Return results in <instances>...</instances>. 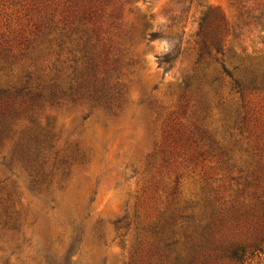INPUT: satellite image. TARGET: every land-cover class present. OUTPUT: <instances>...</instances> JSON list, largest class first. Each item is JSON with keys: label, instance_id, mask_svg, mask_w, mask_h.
Here are the masks:
<instances>
[{"label": "rangeland", "instance_id": "374dc122", "mask_svg": "<svg viewBox=\"0 0 264 264\" xmlns=\"http://www.w3.org/2000/svg\"><path fill=\"white\" fill-rule=\"evenodd\" d=\"M92 11L99 13L102 40L122 59L131 102L120 118L84 92L37 106L36 116L52 125L61 144L79 146L90 163L75 168L65 186L39 192L21 166L0 154V194L11 197L30 237L19 248L16 238L2 234L0 264H130L139 236L148 259L159 224L174 210L179 247L187 253V234L195 231L199 239L212 208L229 216L234 205L254 202L255 192L264 195V92L243 98L219 62L198 61L197 43L203 17L217 15L225 45L220 57L241 79L240 68L264 62V0H0V91L56 75L68 90L71 66L76 57L83 65L89 38L92 48L94 24L82 20ZM204 73L221 79L205 86L203 109L195 85L183 113L186 82ZM242 113L248 125L238 123ZM170 118L202 128L198 143L151 165ZM198 152L206 154L193 156ZM227 225L230 241L253 240L246 223ZM244 264H264V250L249 252Z\"/></svg>", "mask_w": 264, "mask_h": 264}, {"label": "trees", "instance_id": "16d2710c", "mask_svg": "<svg viewBox=\"0 0 264 264\" xmlns=\"http://www.w3.org/2000/svg\"><path fill=\"white\" fill-rule=\"evenodd\" d=\"M83 16L84 22L89 21L94 24L92 48L89 47V38L84 48L86 54L82 57L83 65L79 64L81 58L76 57L75 64L71 66L73 72L68 76V90L60 84L56 75L37 84L27 82L21 87L0 91V154L11 166H21L31 177L33 188L39 192L51 189L55 183L59 187L65 186L75 168L85 167L90 163L89 156L79 146L62 145L61 138L52 125L44 124L39 120L35 113L39 104L50 99H60L68 93L73 95L84 92L92 98V103L99 109L108 110L115 117L120 118L131 102L129 84L123 80L125 73L122 59L113 56L111 47L101 38L103 28L98 25L99 13L85 12ZM213 16L216 21H211ZM217 19L218 16L211 13L203 17L198 32V61L219 62L222 65L221 73L234 80L233 90L243 98L247 92H264V62H252L251 65L240 68L242 75L240 79L222 61L220 54L224 53L225 45L222 42V26ZM83 32L89 33L87 29ZM1 57L3 55L0 50ZM220 79V75L210 76L204 73L196 75L193 80H188L183 90L180 110L186 113L193 95L191 91L195 85L200 92V107L205 108L207 105L203 99L206 97L205 86L213 85ZM148 101V98H145L143 102ZM148 108L154 111L155 101L149 102ZM238 123L240 126L248 125V115L242 113ZM194 125L195 130H191L177 125L173 118L166 121L162 143L156 152L150 155L152 158L150 164L153 165L160 159L168 163L172 156L182 153L192 142L198 143L196 134L202 132V128L196 123ZM205 154L206 152H198L193 156L202 157ZM225 154L227 151L223 150L221 155ZM175 192L176 190L173 193ZM255 198L252 203L234 205V211L227 213L229 216L225 215L224 211L212 208L199 239H195V231L187 234V240L191 242L187 253L179 247L180 239L177 238L174 226L180 213L174 210L162 224H159L156 230L159 233L158 243H153L148 259L143 254L144 239L138 237L134 258L130 264H152L154 260H159L157 264H216V260L225 257H231L244 264L249 252L256 254L264 250V195L255 192ZM12 206L11 197L5 198L0 194V236L8 233L18 240L19 248H22L25 242L30 241V237L25 230L26 222L20 217L19 211H14ZM138 212L136 210L137 216ZM228 218L246 223L248 228L253 230V240L242 243L226 238L223 233L228 227L230 221ZM35 222L36 220L33 221ZM117 225L122 227L119 222ZM74 248L75 245L72 246L71 251Z\"/></svg>", "mask_w": 264, "mask_h": 264}]
</instances>
